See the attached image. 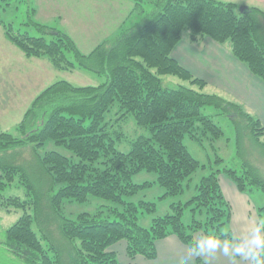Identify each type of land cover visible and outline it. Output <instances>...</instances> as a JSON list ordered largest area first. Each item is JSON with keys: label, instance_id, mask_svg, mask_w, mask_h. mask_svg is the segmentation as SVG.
Segmentation results:
<instances>
[{"label": "trees", "instance_id": "16d2710c", "mask_svg": "<svg viewBox=\"0 0 264 264\" xmlns=\"http://www.w3.org/2000/svg\"><path fill=\"white\" fill-rule=\"evenodd\" d=\"M146 2L150 9L140 8L141 20L123 22L119 33L87 54L52 26L25 23L37 27L39 35L34 36L14 29L0 17L4 36L26 56L43 57L58 70L83 67L105 77L100 84L86 86L55 80L31 100L14 132L0 131V210H22L0 240L12 260L16 257L22 264H120L111 248L122 241L128 258L154 259L157 241L173 234L196 252L195 264H206L198 254L197 235L226 242L234 238L232 230H220L232 219L220 176L239 192H264V175L246 152V147L256 146L264 155V125L240 102L198 91L195 86L202 89L205 79L195 76L172 54L187 29L188 43L195 46L210 39L230 47L231 54L264 82V9L254 5L240 11V4L223 0ZM163 75L176 76L190 86H164ZM114 104L121 110L119 117L132 114L139 126L149 130L132 140L128 151L116 149L104 121ZM205 106L231 119L241 159L238 168L227 166L203 175L190 199L171 204L172 213L154 218L149 227L140 226L136 221L139 207L152 211L155 203L127 202L124 196L152 182L134 183L132 176L153 171L165 189L163 196L181 193L184 182L198 168H205L187 150L184 136L201 142L223 135L212 116L202 113ZM49 141L68 148L72 156L46 149ZM23 148L30 150L35 174L18 164L17 150ZM16 179L24 195L3 194ZM89 195L124 207L109 208L113 218L87 212L74 218L64 214L65 199L83 202ZM187 205L192 211H204V218L193 217L192 223L184 224L181 215ZM259 257L264 260V253Z\"/></svg>", "mask_w": 264, "mask_h": 264}, {"label": "rangeland", "instance_id": "374dc122", "mask_svg": "<svg viewBox=\"0 0 264 264\" xmlns=\"http://www.w3.org/2000/svg\"><path fill=\"white\" fill-rule=\"evenodd\" d=\"M255 3L264 9L263 3ZM251 4L249 3V5ZM141 7L145 11L150 9L146 0H0V17L5 22H11L14 29L27 30L34 36L39 35L37 27L34 25H31L32 27L27 26L25 23L36 21L52 26L66 33L78 49L87 54L104 39L119 33L123 22L141 20L143 16L140 14ZM182 39L188 41L187 29L182 32ZM195 76L203 78L197 74ZM161 77L164 86L169 87L178 84L190 86L189 82L182 81L176 76L163 75ZM59 79H66L77 86H86L100 84L104 82L105 77L83 67L58 70L43 57H28L4 36L0 28V131L14 132L31 100L48 84ZM205 81L207 83L202 89H198L196 86L195 88L203 93L216 94L245 105L242 99H239L223 86L208 79ZM246 108L248 107L246 106ZM219 112L220 110L213 106L202 108V113L211 115L214 122L222 127L223 135L219 139L203 138L201 142H198L187 135L183 138L187 150L200 163L204 164L205 168H198L191 178L184 182V190L181 193L163 196L165 189L158 184L157 175L153 171L142 170L132 176L134 183L152 182L151 185L140 187L136 193L124 196L127 202L138 204L140 200H144L155 203V209L152 211L145 210V206L139 207L136 221L140 226L149 227L154 218L172 213L171 204L190 199L196 193L195 186L203 175L211 171L223 170L227 166L238 168L241 159L237 157L233 124L229 117L221 115ZM120 113L119 105L114 104L105 113L104 121L109 126L108 129L114 138L116 149L128 151L131 141L139 135L149 134V130L139 126L132 114L121 118L119 117ZM251 113L255 114L253 111ZM118 131L123 134L117 135ZM46 149H54L67 156H72L71 150L64 146L55 145L52 141L47 143ZM17 151H20L16 154L18 164L25 165L29 172L35 174V170L31 167L33 160L30 156V150L23 148ZM246 152L250 161L258 165L264 175L263 152L256 146L246 147ZM219 157L222 158L221 161H217ZM220 178L221 183L227 179L223 176ZM16 180L3 194L24 195V187ZM35 183L36 186H40L39 180H35ZM222 184L225 197L232 206V222L221 226L220 230L226 232L233 228L234 236L240 234L241 237H252L251 229L247 228V225L248 220H251L252 224L254 219L260 225V234L264 235V192L253 189L245 192L246 196L240 194L237 196L234 192L231 193L224 183ZM111 207L121 210L124 206L121 203L93 195H89L88 199L83 202L67 199L63 201V212L71 218L76 217L81 212L99 213V216L113 218L109 212ZM21 214V209L0 210V240L4 237L3 230L12 225ZM193 217L203 219L204 211H192L190 205L185 206L181 215L182 222L186 225L190 224ZM124 243L122 241L114 246L119 261L123 255L122 246ZM0 264L22 263L16 257L15 260H12L10 254L4 251L0 244Z\"/></svg>", "mask_w": 264, "mask_h": 264}, {"label": "crops", "instance_id": "0c3cea01", "mask_svg": "<svg viewBox=\"0 0 264 264\" xmlns=\"http://www.w3.org/2000/svg\"><path fill=\"white\" fill-rule=\"evenodd\" d=\"M223 1H233L244 6H254L256 4L255 2L264 4V0ZM248 2L252 4L249 5ZM172 54L194 74L223 86L239 99H242L243 103L248 107L247 109L255 112L254 115L264 125V82L250 73L246 66L231 54L226 45L218 44L210 39H204L199 45L194 46L188 43V41L181 40L173 49ZM222 183L227 186L231 193L234 192L237 196L238 194L246 196L245 193H239L231 181L224 179ZM247 228L251 229L253 236L258 229V223L253 219L251 224V220H248ZM251 238L241 237L240 234H235L230 242L217 240L221 247L215 251L207 249L201 250L199 247L198 254L206 264H253L249 258L243 255L235 256L234 254V249L237 246L244 245L247 247ZM196 239L199 246L202 242L208 240V238L202 235H197ZM225 244L229 248L227 255L222 251ZM111 249L114 250V247ZM156 250L157 256L154 259H147L141 256L130 259L126 256L124 243L120 264H195L196 252L186 244H183L173 234L157 241Z\"/></svg>", "mask_w": 264, "mask_h": 264}, {"label": "clouds", "instance_id": "9594fccd", "mask_svg": "<svg viewBox=\"0 0 264 264\" xmlns=\"http://www.w3.org/2000/svg\"><path fill=\"white\" fill-rule=\"evenodd\" d=\"M199 247L201 250L207 249L210 251H215L216 249L220 248L221 245L215 239H208L202 242ZM228 250V245L225 244L222 248L223 253L227 255ZM260 253H264V235L260 234L259 229L256 230L251 240L248 242L247 247L240 245L234 249L235 256L243 255L252 260L254 264H264V260H261L259 257Z\"/></svg>", "mask_w": 264, "mask_h": 264}, {"label": "water", "instance_id": "95a60500", "mask_svg": "<svg viewBox=\"0 0 264 264\" xmlns=\"http://www.w3.org/2000/svg\"><path fill=\"white\" fill-rule=\"evenodd\" d=\"M244 7H246V6H244V5H241V6L239 7V10L241 11V10H242V8H244Z\"/></svg>", "mask_w": 264, "mask_h": 264}]
</instances>
